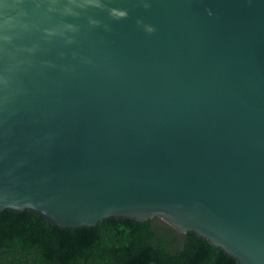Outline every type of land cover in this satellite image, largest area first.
Masks as SVG:
<instances>
[{
	"label": "water",
	"instance_id": "water-1",
	"mask_svg": "<svg viewBox=\"0 0 264 264\" xmlns=\"http://www.w3.org/2000/svg\"><path fill=\"white\" fill-rule=\"evenodd\" d=\"M7 209L264 264V0H0Z\"/></svg>",
	"mask_w": 264,
	"mask_h": 264
},
{
	"label": "trees",
	"instance_id": "trees-1",
	"mask_svg": "<svg viewBox=\"0 0 264 264\" xmlns=\"http://www.w3.org/2000/svg\"><path fill=\"white\" fill-rule=\"evenodd\" d=\"M0 264H240L194 231L161 217H112L63 228L30 210L0 211Z\"/></svg>",
	"mask_w": 264,
	"mask_h": 264
}]
</instances>
